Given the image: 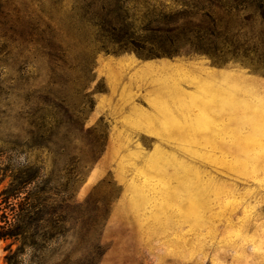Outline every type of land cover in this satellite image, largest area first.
I'll list each match as a JSON object with an SVG mask.
<instances>
[{
  "label": "rangeland",
  "instance_id": "obj_1",
  "mask_svg": "<svg viewBox=\"0 0 264 264\" xmlns=\"http://www.w3.org/2000/svg\"><path fill=\"white\" fill-rule=\"evenodd\" d=\"M238 1L0 0V264H264V149L235 147L264 142L239 120L264 122V70L194 50L264 31V0ZM113 10L213 34L106 51Z\"/></svg>",
  "mask_w": 264,
  "mask_h": 264
},
{
  "label": "trees",
  "instance_id": "obj_2",
  "mask_svg": "<svg viewBox=\"0 0 264 264\" xmlns=\"http://www.w3.org/2000/svg\"><path fill=\"white\" fill-rule=\"evenodd\" d=\"M240 5L239 1L229 4V10L227 12L229 18L234 20V17H238L241 10L238 9ZM249 5V4H248ZM264 7V6H263ZM121 8V7H120ZM248 8V6L244 7ZM250 8V7H249ZM223 9H226L225 6ZM233 11H237L233 13ZM108 24L110 26V33L108 35L110 45L105 47L106 51L120 52L133 50L139 57H148L154 54L173 55L184 51V45L186 41H183L186 36H195L201 40L207 39V36L213 34L205 30V28L199 25L200 30L195 32L194 30H185L187 16L195 17V14H187L186 16H179L173 14V12H165L164 14H155L153 17L143 16V18L130 16L113 10L109 15ZM212 17L211 15H209ZM140 20L141 25H135ZM95 25L99 27L101 23L95 22ZM223 28L221 32L217 34V38L220 39L224 45L222 54L213 55L205 43L199 41L194 48L197 52H203L210 55L215 59V62L224 63L229 59H236L251 65L255 69L264 70V31H259L256 35H249L244 32V26L242 24L234 25V38H228L229 26L221 25ZM244 44H240V39ZM186 40H189L188 37ZM100 41H97V43ZM38 173V171H36ZM31 177L30 180L35 179ZM16 192H20V187L15 188ZM39 205L32 204V210L40 208ZM34 212V211H33ZM20 215V214H19ZM16 214L13 218H16ZM13 219H11L12 222ZM17 223V222H16ZM18 235V232L11 233V235Z\"/></svg>",
  "mask_w": 264,
  "mask_h": 264
},
{
  "label": "bare ground",
  "instance_id": "obj_3",
  "mask_svg": "<svg viewBox=\"0 0 264 264\" xmlns=\"http://www.w3.org/2000/svg\"><path fill=\"white\" fill-rule=\"evenodd\" d=\"M210 74H214L213 72H209L208 75L210 76ZM215 76H219V74H215ZM222 76L226 77V78H231L232 74L230 73H222ZM233 99V97H232ZM218 102L220 103L219 105L223 108V106L225 105V102L229 99H227L226 95L224 96H218ZM244 108H239V114H240V118L239 120L241 121V124L243 123H247L249 126H251V129H253V133L252 135H254V138H260L264 136V122H263V118L261 115V106H255L253 105H249V107H246L245 104L242 105ZM256 107V108H255ZM249 108H252L253 111H250ZM259 113V114H258ZM207 119V116H206ZM209 120V119H208ZM208 121L204 122L203 124L206 125ZM211 123V122H210ZM235 147L239 150H247L249 149V147H258L261 149H264V142H247V143H240L238 145H235ZM264 151V150H263ZM240 160V159H238ZM256 160L262 162L264 160V157H262L261 155L259 157H256ZM242 161H247V159H242L240 160Z\"/></svg>",
  "mask_w": 264,
  "mask_h": 264
}]
</instances>
